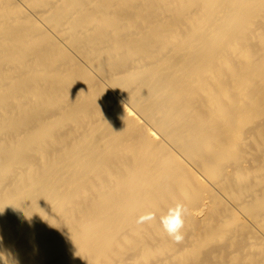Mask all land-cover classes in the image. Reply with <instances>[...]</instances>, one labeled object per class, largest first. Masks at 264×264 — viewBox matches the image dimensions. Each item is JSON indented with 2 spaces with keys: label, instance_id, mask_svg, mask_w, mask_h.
Here are the masks:
<instances>
[{
  "label": "bare ground",
  "instance_id": "6f19581e",
  "mask_svg": "<svg viewBox=\"0 0 264 264\" xmlns=\"http://www.w3.org/2000/svg\"><path fill=\"white\" fill-rule=\"evenodd\" d=\"M4 250L264 264V0H0Z\"/></svg>",
  "mask_w": 264,
  "mask_h": 264
},
{
  "label": "clouds",
  "instance_id": "9594fccd",
  "mask_svg": "<svg viewBox=\"0 0 264 264\" xmlns=\"http://www.w3.org/2000/svg\"><path fill=\"white\" fill-rule=\"evenodd\" d=\"M189 214V209L185 205L178 203L174 207L169 208L166 215L160 217V224L164 231L176 243H180L184 239L183 229L186 217ZM154 219L155 215L149 212L141 215L137 219V223L141 224ZM0 264H17V261L11 252L4 250L0 251Z\"/></svg>",
  "mask_w": 264,
  "mask_h": 264
}]
</instances>
